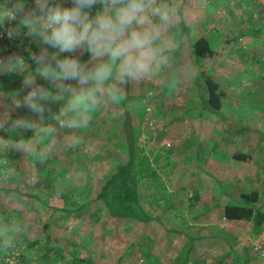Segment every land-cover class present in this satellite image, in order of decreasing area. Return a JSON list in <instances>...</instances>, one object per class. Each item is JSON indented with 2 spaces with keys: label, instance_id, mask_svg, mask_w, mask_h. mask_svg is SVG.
Instances as JSON below:
<instances>
[{
  "label": "rangeland",
  "instance_id": "obj_1",
  "mask_svg": "<svg viewBox=\"0 0 264 264\" xmlns=\"http://www.w3.org/2000/svg\"><path fill=\"white\" fill-rule=\"evenodd\" d=\"M25 0L26 9H30ZM185 9L184 20L191 27V40L215 29L220 40L213 44L214 57L195 64L188 39H179L177 21L174 35L181 43L172 54L170 67L157 79L129 84L114 105L88 113L90 123L75 132L59 130V136L73 135L72 148H56L39 159L18 149L0 156V198L8 189L25 194L38 193L41 202L22 198V208L0 207V230L21 226L16 238L23 264H70V257L89 259L92 264H264L254 248L264 242V226L228 222L221 217L224 206L242 193L257 191L264 211V143L256 133L233 134L244 125L264 133V0H175ZM14 0H7L11 7ZM71 7L70 0H53V5ZM98 6L92 9V14ZM10 23V27L16 22ZM35 42L25 36L0 44V58L39 53ZM79 50L71 55L82 58ZM70 55V54H63ZM34 70L32 61L26 60ZM25 71H28L27 69ZM200 72L210 75L225 93L223 114L226 125L211 115L199 116L195 81ZM15 81L18 73H0ZM71 83H75L72 81ZM36 84L49 87L37 77ZM30 88L23 87L16 99ZM15 97L4 95L0 82V118L9 123L0 129V138L12 144L28 143L32 130L13 133L10 120L36 114L25 107L14 108ZM55 113L59 104L48 102ZM132 117L137 146L150 157L157 176L142 190V205L159 223L147 225L128 219L108 218L92 204L100 183L108 175L110 162L122 155V113ZM47 115V114H46ZM48 147L42 141L38 150ZM239 153L251 159L236 162ZM6 158V159H5ZM9 170L13 175L8 176ZM35 174L37 181L29 184ZM219 184H217V182ZM65 191L76 206L89 203L81 214L52 213L62 208ZM200 201L190 206L193 193ZM44 225L64 259L52 254L43 257L47 243ZM170 231V232H169ZM173 231V232H171ZM198 239L193 244L187 238ZM34 242L38 244L32 246ZM8 248L0 244V264Z\"/></svg>",
  "mask_w": 264,
  "mask_h": 264
},
{
  "label": "clouds",
  "instance_id": "obj_2",
  "mask_svg": "<svg viewBox=\"0 0 264 264\" xmlns=\"http://www.w3.org/2000/svg\"><path fill=\"white\" fill-rule=\"evenodd\" d=\"M70 2L71 7H62L50 6L53 0H33L34 7L26 9L25 0H14L11 7L7 0H0V29L5 21L16 22L7 29V36L23 35L40 49L38 54L29 53L34 70L22 55L0 58V73H18L23 76V86L30 88L22 100L12 98L14 108L25 107L38 117L10 120L13 133L32 130L33 134L24 145L18 143L22 138L16 144L0 138L2 157L10 149H18L39 159L56 148L75 147L77 138L59 136L58 129L75 132L86 127L88 113L116 104L125 86L157 79L172 63L171 54L179 46L174 30L177 21L185 17V9L175 0ZM78 50L88 54L87 62L71 55ZM37 77L49 87L37 85ZM48 102L59 104L58 111L51 112ZM6 123L9 117L0 118V129ZM45 140L48 147L38 150ZM4 162L0 160V164ZM12 175L9 170L5 179ZM28 182H38L36 175ZM5 206L22 208L23 200L17 193H9L0 198V207ZM20 229L13 224L0 230V244L13 248Z\"/></svg>",
  "mask_w": 264,
  "mask_h": 264
},
{
  "label": "trees",
  "instance_id": "obj_3",
  "mask_svg": "<svg viewBox=\"0 0 264 264\" xmlns=\"http://www.w3.org/2000/svg\"><path fill=\"white\" fill-rule=\"evenodd\" d=\"M27 6L30 9L33 8V1H29ZM50 6L54 5L52 4ZM178 6H182V4H179ZM179 21V39L184 36L188 39V47L192 61L195 64H198L200 60L213 58L215 53L212 46L215 42L220 40L217 31L211 29L208 33L199 38L191 40V27L186 24L184 17L179 19ZM180 47L181 43H179L178 48ZM173 53L174 51L172 54ZM24 58L30 60L26 55H24ZM80 59L87 62L89 56L86 53ZM0 82L4 95L13 97L18 96L24 87L23 76L20 74L15 81H12L9 77L0 76ZM195 85L202 93L198 96L199 116L208 114L215 117L220 123L226 125V118L223 114V99L225 93L220 85L205 72L199 73ZM121 127L123 131V141L121 142L122 155L110 162L108 175L100 183L97 194L92 202V204L98 206L97 210L94 211L93 216L98 220V210H100L108 218L128 219L144 225L151 222H157L160 224L159 219L149 215L142 205V190L149 187L148 183L156 178L157 172L151 163L150 157L142 148L137 146L132 117L127 109H124L122 113ZM250 133H256L258 141L264 143V133L258 130H253L247 125L236 130L233 134L248 135ZM232 159L236 162L245 164L251 162V159L248 156L239 153L233 154ZM217 184L219 183L217 182ZM221 190L224 196L233 201V204L223 207L221 213L222 219L228 222L250 223L255 228L264 226V211L258 205L259 193L257 191L242 193L239 195L238 199L233 200L224 188L221 187ZM6 192L7 194L13 192L17 193L21 200H23L22 198H30L41 202L38 193L25 194L17 189H8ZM60 199L62 200L64 207H54L52 208V213H73L78 215L81 214L82 210H84L89 204H80L75 207V209H72L76 204L71 202V198L65 191L60 193ZM190 200H192L190 206L196 205V203L200 201L199 194L194 192L193 198ZM48 228L49 225H44L47 246L43 257H46L47 254L50 253L54 258L56 257L63 260V250L56 247L54 240L48 234ZM187 238L191 244L198 240L189 237ZM37 244V242H34L32 246H36ZM70 264L92 263L89 259H81L71 255Z\"/></svg>",
  "mask_w": 264,
  "mask_h": 264
},
{
  "label": "built area",
  "instance_id": "obj_4",
  "mask_svg": "<svg viewBox=\"0 0 264 264\" xmlns=\"http://www.w3.org/2000/svg\"><path fill=\"white\" fill-rule=\"evenodd\" d=\"M8 28H10V23L4 24V28L0 29V44L2 45H8L12 40L7 36ZM254 251L258 254L259 258L264 260V242L257 244ZM4 264H23L21 255L15 246L13 248H8L4 257Z\"/></svg>",
  "mask_w": 264,
  "mask_h": 264
}]
</instances>
